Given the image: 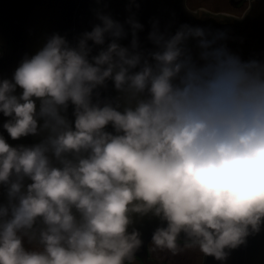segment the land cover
Instances as JSON below:
<instances>
[{"label": "clouds", "instance_id": "9594fccd", "mask_svg": "<svg viewBox=\"0 0 264 264\" xmlns=\"http://www.w3.org/2000/svg\"><path fill=\"white\" fill-rule=\"evenodd\" d=\"M142 8L95 0L0 76V264H129L149 214L156 248L221 264L264 230V53Z\"/></svg>", "mask_w": 264, "mask_h": 264}, {"label": "water", "instance_id": "95a60500", "mask_svg": "<svg viewBox=\"0 0 264 264\" xmlns=\"http://www.w3.org/2000/svg\"><path fill=\"white\" fill-rule=\"evenodd\" d=\"M125 2L110 0L111 10L121 19L126 15ZM142 3L140 18L145 23L148 17L159 14L165 20L174 19L176 22L188 20L216 27L227 26L236 37L229 41L230 45L245 58L264 53V0H254L242 19L214 16L202 11L196 13L186 7L185 0H142ZM94 5L95 0H0V76H11L24 54L35 53L49 34L60 31L72 37L84 29L90 30L96 22ZM5 119L7 117L0 113V131L7 135L2 128ZM9 139L12 143H28L35 137ZM159 224V218L149 214L142 218L137 216L133 225L141 230L144 241L134 255L142 264H154L149 260V244ZM203 264H221V261L205 255ZM224 264H264V230L250 236L246 244L233 249Z\"/></svg>", "mask_w": 264, "mask_h": 264}, {"label": "rangeland", "instance_id": "374dc122", "mask_svg": "<svg viewBox=\"0 0 264 264\" xmlns=\"http://www.w3.org/2000/svg\"><path fill=\"white\" fill-rule=\"evenodd\" d=\"M185 5L190 11H196L198 8H207L216 11H231L228 0H185ZM151 257L157 261V264H203L205 254L198 248H181L180 251L173 253L167 249L156 248L152 242L149 244ZM129 264H140L138 260L129 262Z\"/></svg>", "mask_w": 264, "mask_h": 264}, {"label": "flooded vegetation", "instance_id": "af4514ba", "mask_svg": "<svg viewBox=\"0 0 264 264\" xmlns=\"http://www.w3.org/2000/svg\"><path fill=\"white\" fill-rule=\"evenodd\" d=\"M254 0H228V2L230 3V6L233 7V10L231 11H226V10H222V11H216V10H210L207 8H199L196 11L198 13L199 11H202L206 14L209 15H214V16H221V17H225V18H235V19H242L245 17V15L248 13L249 9L252 6ZM181 243H183V241H181ZM149 260H151L154 264H156V261L152 259V255H151V250L149 248ZM134 260H138L139 263L141 264V261L136 258L133 257V259L130 262H133Z\"/></svg>", "mask_w": 264, "mask_h": 264}, {"label": "trees", "instance_id": "16d2710c", "mask_svg": "<svg viewBox=\"0 0 264 264\" xmlns=\"http://www.w3.org/2000/svg\"><path fill=\"white\" fill-rule=\"evenodd\" d=\"M142 264V263H141Z\"/></svg>", "mask_w": 264, "mask_h": 264}]
</instances>
